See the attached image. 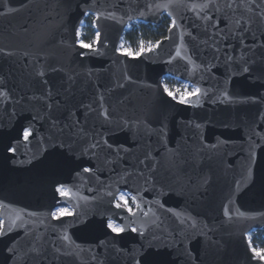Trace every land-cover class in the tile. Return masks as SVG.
<instances>
[{
  "label": "water",
  "instance_id": "1",
  "mask_svg": "<svg viewBox=\"0 0 264 264\" xmlns=\"http://www.w3.org/2000/svg\"><path fill=\"white\" fill-rule=\"evenodd\" d=\"M0 220V264H264V0H0Z\"/></svg>",
  "mask_w": 264,
  "mask_h": 264
},
{
  "label": "trees",
  "instance_id": "2",
  "mask_svg": "<svg viewBox=\"0 0 264 264\" xmlns=\"http://www.w3.org/2000/svg\"><path fill=\"white\" fill-rule=\"evenodd\" d=\"M92 14H87L80 27L79 38L84 43H89L92 46L96 38V33L93 27ZM171 20L165 15H162L161 22L158 25L144 23V22H130L131 27L124 30L122 39L129 42L134 47H137L141 42L145 48L153 46L159 39L166 36L167 29L170 26ZM166 81H170L168 78H164ZM133 207V204H132ZM251 235L248 236L249 242L253 244H259L264 248V230L254 229Z\"/></svg>",
  "mask_w": 264,
  "mask_h": 264
},
{
  "label": "rangeland",
  "instance_id": "3",
  "mask_svg": "<svg viewBox=\"0 0 264 264\" xmlns=\"http://www.w3.org/2000/svg\"><path fill=\"white\" fill-rule=\"evenodd\" d=\"M87 14H89V13H87ZM133 22L138 23L140 21L139 20H135ZM130 27H131V25L129 23L128 26L126 27V29H128ZM141 47L145 48L141 42L138 44L137 47H134L131 44H129V42H127V41H125L123 39H121V41L119 43V46H118V48H120L124 52L131 51L134 54L140 52ZM164 78H168L170 81H166V80H164ZM163 83H164V85H167L169 90L173 91L174 96H176L180 100H181L182 96L184 95V93L193 92V91L196 90V88L194 86H192L191 84H189L188 82H184V81L178 80V79H176L174 77H171V76H164L163 77ZM121 196H124L125 199L127 200V206H125L124 201H122L120 199ZM116 201H117V203L125 206L127 209L131 208V210H133L134 201H133L132 197L130 196V194H128L127 192H120L119 195L117 196ZM132 204H133V207H132ZM60 208H66V209H68L69 212H71L70 208L67 207V206L57 207V208L54 209V212H57ZM109 222H112L116 226L120 227L119 224L116 223L115 221H109ZM0 225H1V220H0ZM253 247L256 248V249H264L261 246H259V244H253Z\"/></svg>",
  "mask_w": 264,
  "mask_h": 264
},
{
  "label": "snow or ice",
  "instance_id": "4",
  "mask_svg": "<svg viewBox=\"0 0 264 264\" xmlns=\"http://www.w3.org/2000/svg\"><path fill=\"white\" fill-rule=\"evenodd\" d=\"M172 27H175V21L172 22ZM77 35H79V33H77ZM99 36V33H97V37ZM80 47L81 48H85V49H90L92 47L91 44L89 43H84L83 41L80 42ZM145 51V49L143 47H141L140 52ZM127 55H134V53H132L131 51H128L126 53ZM140 53H135V55H139ZM164 92L167 93L168 96L170 97H174V93L173 91L169 90L168 86L165 85L164 86ZM199 92V90H195L193 92H186L184 93V95L181 98V102H184L185 98L188 96H194L197 95ZM29 135V133L27 131H25V138H27V136ZM85 171H89V169H85ZM56 191L58 193H60V195L62 196H67L68 193L62 188V187H58L56 189ZM120 199L122 201H124L125 206H127V200L125 199L124 196H121ZM117 207H119V205H117ZM128 211L131 212V208H128ZM52 215L54 217H63L65 215H71V213L68 211V209L66 208H60L57 212H53ZM107 227L113 232V233H122L124 231L123 228L116 226L114 223L109 222L107 224ZM0 229H2V225H0ZM132 231H136V229H132ZM252 252L254 253L255 256L259 257L260 260L264 261V249H256V248H252Z\"/></svg>",
  "mask_w": 264,
  "mask_h": 264
}]
</instances>
